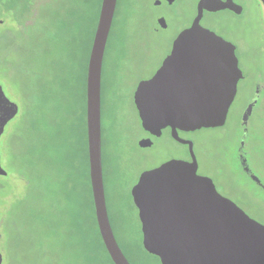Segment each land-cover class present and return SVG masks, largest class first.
Returning a JSON list of instances; mask_svg holds the SVG:
<instances>
[{"label":"rangeland","instance_id":"obj_1","mask_svg":"<svg viewBox=\"0 0 264 264\" xmlns=\"http://www.w3.org/2000/svg\"><path fill=\"white\" fill-rule=\"evenodd\" d=\"M148 1L118 0L101 74L107 213L130 264H160L143 248L133 185L143 171L187 154L167 130L150 139L151 145H139L147 134L133 96L138 82L155 73L184 22L195 15L197 0L176 6L165 28L155 23ZM100 2L0 0V18L6 11L17 13L18 22L24 18L16 31L11 19L17 14L0 24V85L18 106L0 137V163L6 172L0 175L1 264H113L95 222L85 124L86 68ZM263 17L261 2L245 0L242 15L221 12L208 22L253 48L258 42L254 30ZM262 63L247 55L240 59L246 78L239 84L235 110L240 112ZM240 131L234 112L224 127L193 133L194 152L218 192L264 224V192L241 174L234 160ZM249 144L260 150L252 163L261 172L264 141L251 138Z\"/></svg>","mask_w":264,"mask_h":264},{"label":"water","instance_id":"obj_2","mask_svg":"<svg viewBox=\"0 0 264 264\" xmlns=\"http://www.w3.org/2000/svg\"><path fill=\"white\" fill-rule=\"evenodd\" d=\"M116 1L100 2L87 60V153L99 235L113 264H130L107 213L101 153V74ZM209 1L199 0L191 26L176 36L160 67L139 81L133 96L142 128L159 136L170 127L174 140L189 144L193 161L170 159L143 171L131 196L143 248L160 264H264V225L221 195L210 178L197 174L192 144L177 133L223 125L242 76L234 46L199 23ZM221 3L214 0V8L225 6ZM17 112L0 85V135ZM139 144L148 146L150 140ZM5 173L0 164V175Z\"/></svg>","mask_w":264,"mask_h":264},{"label":"flooded vegetation","instance_id":"obj_3","mask_svg":"<svg viewBox=\"0 0 264 264\" xmlns=\"http://www.w3.org/2000/svg\"><path fill=\"white\" fill-rule=\"evenodd\" d=\"M188 1L189 0H149L148 2L153 6L152 14H153V18L155 20V23L157 24L158 27H161V28L164 27L165 28L166 26H168L167 18L169 16V14H176V11L174 10V8L176 6H181L182 4H187ZM220 1L222 2L221 5H225V6H223L222 8H217V9L214 8L217 5V4H214V0H210L207 3V8L203 9L202 16H201L199 23L202 27L214 32L215 34L222 37L224 40H226L227 42L231 43L234 46V53H235V56L237 58L238 68L240 69L242 76L237 81L236 93H235L234 98H233V100L230 103V106L228 108L226 118H225V122L223 125L218 126L216 128L224 127L228 122L229 116H231L234 112H236L237 115L239 114V126L241 128V131L238 135V144H237V148L235 150L234 160L236 161L237 166L239 167L241 174H243L244 177L247 178L248 181H250L252 184L256 185V187H258L259 189H261L264 192V175H263L264 174V165L261 167V172H259V171H257L254 164L252 163V156L256 155V153H260V150L255 151L252 148V146L249 144L251 138L257 139L258 141H264V20H263L262 26L259 28H256V30H254L255 35H257V41H258L256 43V46L253 48H250V47H247L243 44H240L235 39H233L230 35L222 32V31L217 30L210 22H208V19L212 15H215V14H218L221 12H226V13L237 15V16L242 15L244 13V1L245 0H220ZM257 1L261 2L260 0H257ZM117 3H118V0L116 1V7H117ZM198 3H199V0L196 1L195 15L192 18H190L189 20H186L184 22L185 26L181 29V31L190 27L191 24L193 23L194 18L196 17V15L198 13ZM116 7H115V10H116ZM10 14L15 15L17 13H12V12L8 13V11H6L4 16L2 18H0V21H1L0 24L1 25H3V26L6 25V21L10 20V17H11ZM114 14H115V11H114ZM20 16L23 18V14H20ZM113 17H114V15H113ZM18 18H19V16L17 14V18L12 17V19H11V20L16 21V24L11 25L14 27V29H13L14 31L19 29V24L22 21L24 22V18H23V20H21L19 22H18ZM263 19H264V17H263ZM112 21H113V19H112ZM10 33H11V30L6 31L5 37H6V35H10ZM172 44H173V42H172ZM172 44L170 47V51L172 49ZM170 51H169V53H170ZM244 55L251 56L255 60H260L263 63L261 64L262 68L261 67L258 68L256 70L254 76H253V78H254L253 88H252V90L248 89V91H249L248 95L246 96L245 102L242 105L241 110L239 112V109L235 110L236 109L235 107H236L237 97H238L239 89H240L239 84L242 81H244V79L246 78V76L243 73V70L240 66V59ZM163 60H162V62H163ZM85 124H86V112H85ZM164 130H167L171 135L170 127H166L164 129H162L161 134ZM199 130L200 129L190 130V131L178 130L177 133H178V136L180 138H182L186 141H189L192 144V151H193L195 161H196V165H197V174L210 178L211 181L213 182L216 190H217V183L215 182L214 178L210 175V173L204 172L200 169V162H199V160H198V158L194 152V140L191 138V135L193 133H195L196 131H199ZM3 131H4V129H3ZM145 132L147 134L146 138L149 140L152 139L153 137H159L161 135L160 134L159 136H155L146 130H145ZM1 135H0V137H1ZM248 140H249V143H248ZM86 141H87V134H86ZM181 144L186 148L187 154L181 158H176V159L184 160L187 162H192L193 159H192V156L190 153L189 144L187 142L181 143ZM149 145H151V140H150ZM87 162H88V153H87ZM219 170L221 171L223 169H219ZM88 176H89V163H88ZM89 185H90V182H89Z\"/></svg>","mask_w":264,"mask_h":264},{"label":"trees","instance_id":"obj_4","mask_svg":"<svg viewBox=\"0 0 264 264\" xmlns=\"http://www.w3.org/2000/svg\"><path fill=\"white\" fill-rule=\"evenodd\" d=\"M94 30H95V28L93 29V34H94ZM92 38H93V36H92ZM92 38H91V42H92ZM90 193H91V191H90ZM96 222V221H95ZM105 248V247H104ZM106 250V249H105ZM108 254V253H107Z\"/></svg>","mask_w":264,"mask_h":264}]
</instances>
